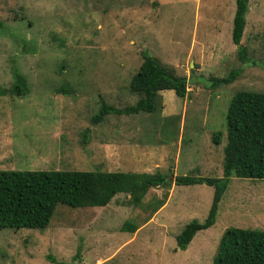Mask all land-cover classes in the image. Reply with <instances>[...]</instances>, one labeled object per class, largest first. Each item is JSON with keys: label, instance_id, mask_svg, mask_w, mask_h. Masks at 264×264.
<instances>
[{"label": "rangeland", "instance_id": "374dc122", "mask_svg": "<svg viewBox=\"0 0 264 264\" xmlns=\"http://www.w3.org/2000/svg\"><path fill=\"white\" fill-rule=\"evenodd\" d=\"M233 11L234 0H0V170L221 177L232 94L264 92V0H247L243 60L230 39ZM142 52L186 77L185 96L161 90L153 112L92 123L100 101L134 103L128 81ZM212 192L171 183L137 205L121 192L100 207L57 204L43 228H0V264H211L225 228L264 230V179L230 176L213 224L176 249ZM124 220L136 229L121 230Z\"/></svg>", "mask_w": 264, "mask_h": 264}, {"label": "trees", "instance_id": "16d2710c", "mask_svg": "<svg viewBox=\"0 0 264 264\" xmlns=\"http://www.w3.org/2000/svg\"><path fill=\"white\" fill-rule=\"evenodd\" d=\"M247 0H234L231 42L236 45L240 60L245 49L239 41L244 27ZM230 71L221 81L232 79ZM16 83L24 85L23 76L12 71ZM187 79L162 66L155 57L141 53V62L130 76L128 89L137 95L133 104L115 108L100 101L92 123L108 113L132 114L155 111L158 91L172 90L179 98L185 96ZM19 84L15 85L20 92ZM226 142L222 155V176L172 175L158 169L153 172L83 171V170H0V228H43L57 204L69 207H100L118 192L128 195V201L139 204L150 187L169 188L174 185L205 183L213 187L211 202L202 221L192 219L175 235L176 249L184 250L195 232L211 226L217 203L229 177L264 179V92L236 90L226 107ZM216 143L217 134H212ZM167 193L157 200L155 211ZM137 226L124 220L120 229L133 232ZM53 262V258L50 257ZM58 264H61L57 262ZM211 264H264V230L227 227L221 233Z\"/></svg>", "mask_w": 264, "mask_h": 264}]
</instances>
